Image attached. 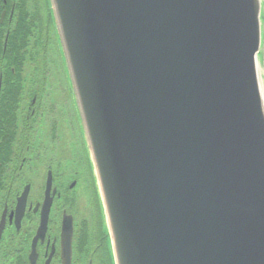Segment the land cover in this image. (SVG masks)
I'll use <instances>...</instances> for the list:
<instances>
[{"label": "water", "instance_id": "obj_1", "mask_svg": "<svg viewBox=\"0 0 264 264\" xmlns=\"http://www.w3.org/2000/svg\"><path fill=\"white\" fill-rule=\"evenodd\" d=\"M262 3L50 0L114 264H264Z\"/></svg>", "mask_w": 264, "mask_h": 264}, {"label": "flooded vegetation", "instance_id": "obj_2", "mask_svg": "<svg viewBox=\"0 0 264 264\" xmlns=\"http://www.w3.org/2000/svg\"><path fill=\"white\" fill-rule=\"evenodd\" d=\"M0 264H114L47 0H0Z\"/></svg>", "mask_w": 264, "mask_h": 264}, {"label": "bare ground", "instance_id": "obj_3", "mask_svg": "<svg viewBox=\"0 0 264 264\" xmlns=\"http://www.w3.org/2000/svg\"><path fill=\"white\" fill-rule=\"evenodd\" d=\"M47 6H48L49 14H50V16L52 18V21H53V8H52V6L50 4V0H47ZM263 9H264V6H263ZM53 25H54V21H53ZM54 29L56 31L55 25H54ZM56 35H57V42H58L60 53L63 54V47H62V44H61L60 37L57 34V31H56ZM262 76H263V71L259 68L258 69V82H259V86H260L261 92L264 91V81H263V77ZM262 95H263V100H264V94L262 93ZM79 119L81 120L80 115H79ZM81 123H82V121H81ZM94 180H95V183H96V178L95 177H94ZM101 210H102V206H101ZM103 221H104V218H103Z\"/></svg>", "mask_w": 264, "mask_h": 264}, {"label": "rangeland", "instance_id": "obj_4", "mask_svg": "<svg viewBox=\"0 0 264 264\" xmlns=\"http://www.w3.org/2000/svg\"><path fill=\"white\" fill-rule=\"evenodd\" d=\"M261 29H262V36H263L264 35V14H263V12L261 13ZM257 60L259 62L262 61V52L261 51L257 55Z\"/></svg>", "mask_w": 264, "mask_h": 264}, {"label": "trees", "instance_id": "obj_5", "mask_svg": "<svg viewBox=\"0 0 264 264\" xmlns=\"http://www.w3.org/2000/svg\"><path fill=\"white\" fill-rule=\"evenodd\" d=\"M262 1H263V6H264V0ZM262 63H263V69H264V45H263V51H262Z\"/></svg>", "mask_w": 264, "mask_h": 264}]
</instances>
